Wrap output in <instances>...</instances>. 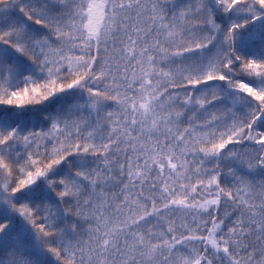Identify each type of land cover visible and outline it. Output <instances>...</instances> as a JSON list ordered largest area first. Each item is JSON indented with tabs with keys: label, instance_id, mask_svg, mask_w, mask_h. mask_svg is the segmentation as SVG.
<instances>
[{
	"label": "snow or ice",
	"instance_id": "1",
	"mask_svg": "<svg viewBox=\"0 0 264 264\" xmlns=\"http://www.w3.org/2000/svg\"><path fill=\"white\" fill-rule=\"evenodd\" d=\"M0 264H264V0H0Z\"/></svg>",
	"mask_w": 264,
	"mask_h": 264
}]
</instances>
